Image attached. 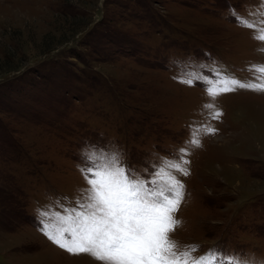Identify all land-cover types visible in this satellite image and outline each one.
I'll use <instances>...</instances> for the list:
<instances>
[{
	"label": "rangeland",
	"instance_id": "obj_1",
	"mask_svg": "<svg viewBox=\"0 0 264 264\" xmlns=\"http://www.w3.org/2000/svg\"><path fill=\"white\" fill-rule=\"evenodd\" d=\"M233 10L264 21L262 0H0V264H101L41 230L42 212L83 200L93 148L144 179L186 148L177 251L264 261V92L212 101L191 75L247 81L264 64L262 25ZM202 125L217 131L201 129L197 147Z\"/></svg>",
	"mask_w": 264,
	"mask_h": 264
},
{
	"label": "snow or ice",
	"instance_id": "obj_2",
	"mask_svg": "<svg viewBox=\"0 0 264 264\" xmlns=\"http://www.w3.org/2000/svg\"><path fill=\"white\" fill-rule=\"evenodd\" d=\"M264 7V0H262ZM254 15L261 16L258 11ZM233 16L242 26L256 28L254 39L264 41V21H249ZM264 51V49H260ZM252 80H240L234 74L216 71L214 78L193 72L195 80L202 82L212 101L228 92L246 89L264 92V64H252ZM180 82L192 85L194 79L178 77ZM211 119H219L222 112L214 103L204 105ZM208 134L217 130L207 125L194 129L189 143L200 146L199 131ZM180 159L163 160L147 179L135 169L125 166L118 153L103 148H93L84 154L85 166L81 172L89 187L82 189L83 200L76 207L61 205L63 212L44 211L42 228L48 238L70 254H89L101 264H264L255 257L232 254L227 259L223 250L210 249L202 256L193 252L198 245L186 246L177 251V242L170 238L180 223L173 216L184 198V185L175 172L188 175L185 167L189 161L186 148L178 150Z\"/></svg>",
	"mask_w": 264,
	"mask_h": 264
}]
</instances>
